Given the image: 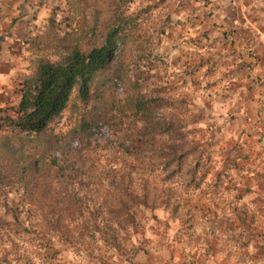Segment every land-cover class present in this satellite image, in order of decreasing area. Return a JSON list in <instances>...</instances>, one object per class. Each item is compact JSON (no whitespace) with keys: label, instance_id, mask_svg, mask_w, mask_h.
<instances>
[{"label":"rangeland","instance_id":"374dc122","mask_svg":"<svg viewBox=\"0 0 264 264\" xmlns=\"http://www.w3.org/2000/svg\"><path fill=\"white\" fill-rule=\"evenodd\" d=\"M112 1L0 0V109L41 61L102 43ZM116 5L135 27L91 99L0 132V264H264V0Z\"/></svg>","mask_w":264,"mask_h":264},{"label":"trees","instance_id":"16d2710c","mask_svg":"<svg viewBox=\"0 0 264 264\" xmlns=\"http://www.w3.org/2000/svg\"><path fill=\"white\" fill-rule=\"evenodd\" d=\"M116 4L113 1L110 3L111 7L115 6L112 11L113 26L105 32L102 43L95 45L89 52L76 48L56 63H39L35 75L20 84V102L13 107L0 109V132L10 129L17 135H42L52 122L62 116L76 91L82 102L87 103L91 99L95 78L112 70L119 42L125 43L127 33L135 27V21L116 12L119 6ZM112 78L115 90L117 87L126 88L130 82L121 71L115 72ZM132 100L134 114L146 123L145 131L149 128L153 130L149 124L153 119V103L139 93L133 95Z\"/></svg>","mask_w":264,"mask_h":264},{"label":"crops","instance_id":"0c3cea01","mask_svg":"<svg viewBox=\"0 0 264 264\" xmlns=\"http://www.w3.org/2000/svg\"><path fill=\"white\" fill-rule=\"evenodd\" d=\"M2 55V54H0ZM0 62H1V56H0ZM1 66V65H0ZM9 73H11L10 71L8 72H4L3 70H0V82H2L4 84V87L6 88L5 82L6 80L10 83L9 86H14L13 84H15L17 79H11V75L9 76ZM4 77V79H2ZM17 87V86H16Z\"/></svg>","mask_w":264,"mask_h":264}]
</instances>
